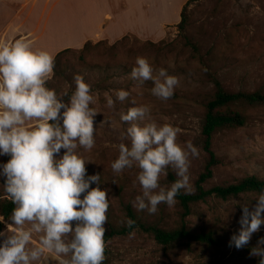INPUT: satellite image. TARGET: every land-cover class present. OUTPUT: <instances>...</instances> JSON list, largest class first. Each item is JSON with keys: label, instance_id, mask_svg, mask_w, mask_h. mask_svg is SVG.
I'll return each mask as SVG.
<instances>
[{"label": "rangeland", "instance_id": "1", "mask_svg": "<svg viewBox=\"0 0 264 264\" xmlns=\"http://www.w3.org/2000/svg\"><path fill=\"white\" fill-rule=\"evenodd\" d=\"M179 2L181 4L182 0ZM76 5L77 0H31L30 6L13 21L18 6L13 5L11 0H0V32L11 23L13 25L8 33L13 32V27L30 13V19L22 25L21 31L27 26L29 29L38 26L37 32L47 28L44 38L34 40L36 48L46 50L50 42L49 32L59 24L60 14L69 15ZM186 16L184 30L177 23L167 27L163 39L153 41H162L164 49L159 50L148 43L151 40L135 35H129L130 41L115 49L110 48L113 43L98 40L104 44L92 47L83 54V58L79 52L67 57L64 61L66 75L51 83L58 93L67 91L71 95L75 90L73 77L79 74L91 86L96 99V103L90 105L99 112L94 118L95 147L91 151H79L93 161L86 164L87 175L100 174L101 189H109L106 230L126 226L122 221L129 219V206L146 225L165 229L186 226L194 235L211 233L217 240V243L209 244L183 238L172 245H163L150 233L137 228L133 230L134 236L130 237L128 233L107 241L105 264H258L259 261L258 257H250L249 252L264 237V225L253 234L244 248L238 250L234 246L229 247L231 236L240 229V204L249 203L251 210L258 193H246L229 200L211 197L193 204L187 216L177 200L173 207L160 204L157 213L150 215L146 211L137 212L132 207L135 196L140 194L139 184L133 185L139 170L126 169L120 175H115L111 169V163L119 154L120 135L128 127V124L121 122L119 112L126 113L132 106L147 105L151 118L158 124L168 123L180 129L177 143L184 146L186 141L191 140L198 147L199 156L191 160L189 168L191 192H194L195 183L209 159L203 147L202 125L206 105L216 91L213 79L220 80L228 91H264V0H197L188 4ZM19 38L21 35L12 42ZM187 40L199 48L198 57L187 45ZM2 41L8 42L9 39L2 38ZM69 48L75 51L82 49ZM137 57H145L154 69L163 67L170 75L179 78L180 84L170 99L165 101L152 95L151 81L137 87V82L130 78ZM121 89L130 92L129 98L124 102L118 101L115 110L108 109L104 94L113 95L114 90ZM132 100L135 105L131 103ZM244 111L249 116L246 126L214 137L213 149L219 164L214 168L213 177L206 188L236 183L248 176L264 179V106L249 107ZM8 159V156H0V165L7 163ZM171 177L177 178L169 168L167 177L161 178V184L170 185L173 182ZM113 180L116 184L112 183ZM3 183L4 178L0 176L1 200L7 199ZM91 187H96V184ZM235 201L239 203L235 204ZM9 216L4 218L7 220ZM34 264H59V259L46 253L42 262Z\"/></svg>", "mask_w": 264, "mask_h": 264}, {"label": "clouds", "instance_id": "2", "mask_svg": "<svg viewBox=\"0 0 264 264\" xmlns=\"http://www.w3.org/2000/svg\"><path fill=\"white\" fill-rule=\"evenodd\" d=\"M54 67V56L36 48L28 36L0 42V156L10 157L0 165V176L3 191L14 205L7 220L0 216L6 226L0 231V264H34L42 262L46 253L57 257L59 264H103L106 259L109 189H101L100 174L87 175L86 164L93 161L79 151L95 147L94 118L99 112L90 105L96 99L79 74L73 77L71 95L48 87ZM130 78L137 87L151 81L152 95L165 101L180 84L177 76L163 67L154 69L145 57L136 58ZM104 95L106 107L115 110L130 92L121 89ZM131 103L135 105L134 100ZM150 112L147 105L119 112L128 127L120 135L119 154L111 169L115 175L139 170L133 185L139 184L140 194L132 207L153 215L160 204L175 206L181 191H192L189 168L199 149L191 140L184 146L177 143L180 129L158 124ZM169 168L177 178L162 185ZM255 200L251 210L249 203L240 204V229L231 236L229 247L244 248L264 225V188ZM122 223L129 229L136 224L127 218ZM134 235L135 231L129 232ZM249 256L264 264V237Z\"/></svg>", "mask_w": 264, "mask_h": 264}, {"label": "trees", "instance_id": "3", "mask_svg": "<svg viewBox=\"0 0 264 264\" xmlns=\"http://www.w3.org/2000/svg\"><path fill=\"white\" fill-rule=\"evenodd\" d=\"M197 0H188L184 5L181 12V21L178 27L185 29L187 23L186 8L189 3ZM130 41L129 35L124 36L115 43H113L110 48L115 49L120 44H125ZM149 44L153 45L157 49H164L162 41L155 43L153 41H148ZM187 45L193 49L194 55L198 57L199 48L187 40ZM104 44L103 41H98L94 43L93 41H87L81 50L75 51L72 48H66L59 51L54 57L55 67H54V77L53 80L48 82L47 86L52 88L51 83L54 80H60L67 73V67L64 66V61L70 55L80 53L83 58V54L89 51L92 47H96ZM215 84V94L214 97L206 105V113L202 125V135L204 150L208 153L209 159L205 166L204 171L199 175L196 183L194 192L185 194L183 191L176 197L181 205L184 215L187 216L191 213V206L200 201H206L208 198L215 197L222 200H229L231 198L238 197L246 193H259L262 188H264V179H260L256 176H248L236 183L227 185H216L210 188H206V184L213 177L214 168L219 164V160L213 149L214 137L222 132L235 130L242 128L247 125L249 116L245 113L244 109L249 107L264 106V91L258 90L253 92L248 91H228L224 88L221 81L217 78L213 79ZM53 89V88H52ZM10 159V157H8ZM172 181H175V177H171ZM14 205L7 198L5 200L0 199V214L1 216L11 215ZM127 215L129 219L135 220L136 224L133 229H129L127 226L121 228H112L110 231L105 232V241H107L114 236L125 235L129 232L139 228L145 232L150 233L155 240L163 245H172L177 243L183 238L198 240L201 242H206L209 244L217 243V240L213 237L211 233H200L194 235L186 228L182 226L175 229H165L155 225H146L141 220H139L132 210L131 207H127ZM4 223H0V231H3ZM108 255V247L105 250V257ZM106 263V259L103 264Z\"/></svg>", "mask_w": 264, "mask_h": 264}, {"label": "crops", "instance_id": "4", "mask_svg": "<svg viewBox=\"0 0 264 264\" xmlns=\"http://www.w3.org/2000/svg\"><path fill=\"white\" fill-rule=\"evenodd\" d=\"M187 1L182 0L180 4L179 0H176L174 4V0L171 2L162 0L160 2L156 0H77V5L71 9L70 14L62 12L59 24L49 32L50 42H48V47H45L46 51L55 57L65 48H82L89 40H105L115 43L127 35L159 41L166 36L167 27L181 21L183 5ZM11 2L19 8L13 16L14 21L30 6L31 0H11ZM29 16L30 13L20 24L13 27L14 30L11 33H8V30L13 24H9L0 32V41L2 38H8L10 43L19 35L28 36L33 41L37 37L44 38L47 28L37 32L38 26L30 25L31 29L27 26L24 31H21L22 25L29 21Z\"/></svg>", "mask_w": 264, "mask_h": 264}]
</instances>
